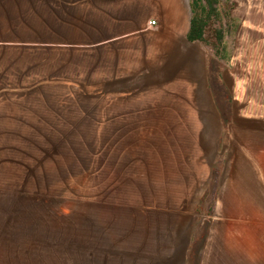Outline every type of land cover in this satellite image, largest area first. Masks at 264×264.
I'll return each mask as SVG.
<instances>
[{
	"label": "rangeland",
	"instance_id": "rangeland-1",
	"mask_svg": "<svg viewBox=\"0 0 264 264\" xmlns=\"http://www.w3.org/2000/svg\"><path fill=\"white\" fill-rule=\"evenodd\" d=\"M217 10L204 47L225 132L199 153L208 176L191 193L170 186L176 140L160 124L125 137L98 92L65 89L84 77L49 53L44 5L0 7V264H264V0Z\"/></svg>",
	"mask_w": 264,
	"mask_h": 264
},
{
	"label": "crops",
	"instance_id": "crops-1",
	"mask_svg": "<svg viewBox=\"0 0 264 264\" xmlns=\"http://www.w3.org/2000/svg\"><path fill=\"white\" fill-rule=\"evenodd\" d=\"M31 1L45 6L46 19L36 21L46 22L47 34L56 28L58 38L49 42L57 49L49 53H57L64 67L69 56L71 73L84 77L79 84L64 77L65 89L98 92L95 97H102L109 108L103 122L109 121L112 130L125 137L145 131L146 124H160L159 136L176 140L170 186L184 192L191 186L193 193L208 176L199 153H206L209 139L225 132V118L212 85L216 58L186 38L190 0ZM5 3L0 0V7ZM1 29L0 25V87L5 83L1 60L8 42L5 27ZM68 30L79 38L67 39ZM238 118L245 123L257 119L244 114ZM232 186L234 194H240L239 174Z\"/></svg>",
	"mask_w": 264,
	"mask_h": 264
},
{
	"label": "trees",
	"instance_id": "trees-1",
	"mask_svg": "<svg viewBox=\"0 0 264 264\" xmlns=\"http://www.w3.org/2000/svg\"><path fill=\"white\" fill-rule=\"evenodd\" d=\"M219 0H190L191 20L187 32V40L189 42H198L203 46L205 44V32L209 26L210 17H217ZM219 36L218 41L220 42ZM213 53V52H212ZM216 57V52L213 53Z\"/></svg>",
	"mask_w": 264,
	"mask_h": 264
},
{
	"label": "built area",
	"instance_id": "built-area-1",
	"mask_svg": "<svg viewBox=\"0 0 264 264\" xmlns=\"http://www.w3.org/2000/svg\"><path fill=\"white\" fill-rule=\"evenodd\" d=\"M149 25H154V22H150Z\"/></svg>",
	"mask_w": 264,
	"mask_h": 264
}]
</instances>
